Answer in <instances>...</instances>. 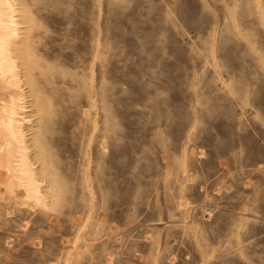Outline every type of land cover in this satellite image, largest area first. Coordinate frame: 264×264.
Segmentation results:
<instances>
[{"label": "rangeland", "instance_id": "1", "mask_svg": "<svg viewBox=\"0 0 264 264\" xmlns=\"http://www.w3.org/2000/svg\"><path fill=\"white\" fill-rule=\"evenodd\" d=\"M7 2L17 20L90 23L61 36L70 60L53 49L69 77L96 27L103 61L94 105L73 89L90 157L66 181L55 149L54 206L42 184L37 207L0 195V264H264V0Z\"/></svg>", "mask_w": 264, "mask_h": 264}, {"label": "bare ground", "instance_id": "2", "mask_svg": "<svg viewBox=\"0 0 264 264\" xmlns=\"http://www.w3.org/2000/svg\"><path fill=\"white\" fill-rule=\"evenodd\" d=\"M7 1L0 0V195L22 199L21 204L37 207L42 201V184L54 206L55 198L60 197L55 149L63 159L58 171L65 173L66 181L70 179L74 156L78 154L85 160L90 157V138L85 137L77 145L74 125L81 109L74 103L73 89L79 91L77 94L86 105L89 102L94 105L91 100L94 95L102 96L98 89L90 90L97 85L95 67L96 62L103 61V38L96 27L93 47L83 42L79 44L75 65L80 77L73 79L61 68L65 64L53 55L56 52L53 49L61 55L66 53L70 60L73 56L70 49L67 50V38L61 36L74 27L77 33L79 31L73 34L72 30L74 37L83 40L88 37L90 23L83 19L73 22L48 20L43 24L31 18L17 20ZM188 13L185 8V20H189ZM51 27L56 28L55 31L48 30ZM54 40L59 41L57 48L52 44ZM222 47L230 49L232 45L223 40ZM175 48L184 55L180 45ZM221 82L219 87L224 84ZM218 86L211 87L213 93H219ZM81 111L83 116L89 113ZM87 171L88 168L83 170Z\"/></svg>", "mask_w": 264, "mask_h": 264}]
</instances>
